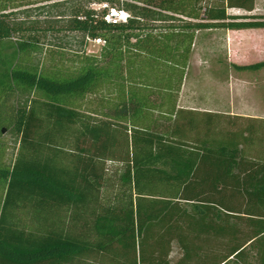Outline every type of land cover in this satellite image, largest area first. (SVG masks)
<instances>
[{
    "label": "trees",
    "instance_id": "obj_1",
    "mask_svg": "<svg viewBox=\"0 0 264 264\" xmlns=\"http://www.w3.org/2000/svg\"><path fill=\"white\" fill-rule=\"evenodd\" d=\"M29 1L0 0V41L17 44L0 67V134L19 137L0 163V264H264L263 155L177 104L198 34L264 29V15L228 14L255 0H52L68 24L48 45L16 22L41 15ZM102 3L129 21L107 24Z\"/></svg>",
    "mask_w": 264,
    "mask_h": 264
},
{
    "label": "crops",
    "instance_id": "obj_2",
    "mask_svg": "<svg viewBox=\"0 0 264 264\" xmlns=\"http://www.w3.org/2000/svg\"><path fill=\"white\" fill-rule=\"evenodd\" d=\"M228 14L264 15V0H255V9L251 13L242 9H230ZM213 39L196 38L189 69L179 94L178 108L183 110L182 115L187 118L193 116L191 113H195L194 117L201 122L204 132L208 130L209 122L212 133L220 130L219 123L221 121L243 124L241 129L237 128L235 132L243 133L244 136L251 137L254 133L264 132V125H261L264 123V67L237 68L264 63V29L225 30L224 38H220L222 48L217 50ZM207 54L211 59H214L213 65L204 68L202 59ZM195 56H198V60L195 62L196 69L205 71L204 74L208 71L212 76L205 80L206 83H209L212 93L203 99L189 100L187 92L190 89V71L194 66ZM215 59L225 67L223 72L226 74V78L222 79L220 84L223 89L226 87L228 92L227 105L220 104L214 93L219 75Z\"/></svg>",
    "mask_w": 264,
    "mask_h": 264
},
{
    "label": "rangeland",
    "instance_id": "obj_3",
    "mask_svg": "<svg viewBox=\"0 0 264 264\" xmlns=\"http://www.w3.org/2000/svg\"><path fill=\"white\" fill-rule=\"evenodd\" d=\"M88 1L90 0H79L80 4H85ZM29 2H30V5H29L30 7H27V8H29V10H37V9L41 10L40 12L41 15L38 14L39 16H34L33 20L32 19L25 20L23 17L19 16L16 22L17 23L24 22L26 24L25 26H32L34 25L33 22H36L35 26L37 27V29H39L42 32L41 34H39V38H43L41 42L45 45L54 44V43L58 44L59 41L55 38L63 39L65 38L66 34L65 33L54 34V32H52V34H48L49 32L48 29L49 27L50 28L51 27H55V28L66 27V25L68 24L67 23L68 19L63 18L62 20H57L56 16H57V13L63 16L67 15V10L64 9V7L63 8L61 7L58 11L55 9H51L49 6L54 4L53 3L54 1L52 0H31ZM204 2L206 1L204 0ZM19 10L23 11L24 8L21 7ZM224 34H225V30L203 31L198 34V38H214L213 41L216 44L215 49L217 50L219 48H222V45H221L222 41L220 40V38H224ZM16 36H19L21 38L22 33ZM78 38H82V37L78 36ZM60 42H63V40ZM16 47H17V44L12 40L0 41V67L4 65L9 66L11 64L14 54L17 52ZM46 49L47 48L44 47L43 50H39L38 52L33 53V54L31 53L28 57L25 55L24 60L27 62L26 65L27 64L30 65V66L28 65L27 67L41 68L42 62L46 60L45 58ZM88 49L92 51L91 54L89 53L90 55H93V56L100 55L101 47L94 46L91 42H88ZM209 56H210L209 54H207L206 56L204 55L202 59L204 68H209L211 65H213L212 61L214 59H211V57ZM197 60H198V56H195V58L193 59L194 66L193 68H191V71H190V79H189L190 89L187 92V96L189 100L203 99L204 97L209 96V94L212 93L209 83L205 82L206 78L210 79V77L212 76L211 74H209L208 71L204 74L205 71L203 72L201 70L196 69L195 62ZM215 63H216L215 64L216 68L219 70L218 72L219 75L217 76L218 78L217 81L219 85L217 84L215 85L216 87L214 86L216 89L214 90V93L218 98L217 101L220 102V104L227 105L228 104L227 103L228 92L226 90V87H224L223 89L222 85L220 84L226 78V74L223 72V68L225 67H223V65H221L220 62L218 63V60L216 59H215ZM12 99H15L14 101L15 104H16V101L17 102L23 101L21 100V96L17 98L14 97ZM9 105H12L11 98L9 99ZM261 125H264V123ZM241 126H243V124H240V123H228V122H222V121L219 123L220 130L233 131V132H235L237 128L241 129ZM263 133L264 132L254 133V135L249 138L248 140L249 142L247 141L248 142L247 144H249V146L253 148L251 149L252 154L256 153L260 156L263 155L260 158V160L264 159V134ZM18 148H19V137L12 132L10 126L8 125L3 126V133L0 134V163L6 167L12 166L15 162V159L18 153Z\"/></svg>",
    "mask_w": 264,
    "mask_h": 264
},
{
    "label": "built area",
    "instance_id": "obj_4",
    "mask_svg": "<svg viewBox=\"0 0 264 264\" xmlns=\"http://www.w3.org/2000/svg\"><path fill=\"white\" fill-rule=\"evenodd\" d=\"M92 7L98 11L106 12V14L104 15V20L107 24H112V25H118L121 23L126 24L130 19L129 12L121 8H113L108 3L93 5ZM13 40H15L14 37ZM88 42H91L94 46H98V47H102L105 44L102 39L88 40ZM89 53L91 54L92 51L87 48V54Z\"/></svg>",
    "mask_w": 264,
    "mask_h": 264
}]
</instances>
